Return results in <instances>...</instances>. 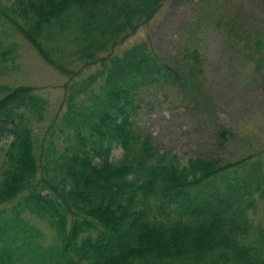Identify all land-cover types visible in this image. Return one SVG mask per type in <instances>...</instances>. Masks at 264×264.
I'll return each mask as SVG.
<instances>
[{"label":"trees","instance_id":"16d2710c","mask_svg":"<svg viewBox=\"0 0 264 264\" xmlns=\"http://www.w3.org/2000/svg\"><path fill=\"white\" fill-rule=\"evenodd\" d=\"M168 1L0 0V75L17 56L10 30L66 78L58 105L34 85L0 83V264H264V146L184 157L139 117L146 96L169 90L212 111L214 30L261 70L264 0L259 19L195 0L177 48L121 47ZM232 132H217L220 151Z\"/></svg>","mask_w":264,"mask_h":264},{"label":"rangeland","instance_id":"374dc122","mask_svg":"<svg viewBox=\"0 0 264 264\" xmlns=\"http://www.w3.org/2000/svg\"><path fill=\"white\" fill-rule=\"evenodd\" d=\"M218 5V0H210ZM256 0H229L226 8L230 13L256 16ZM195 0H169L163 8L123 45V48L140 41H150L160 53L176 47L175 41L192 15ZM259 19V16H256ZM264 27V25H261ZM3 28L0 27V29ZM7 44L16 43L14 67L0 75V83L31 84L48 94L50 101L58 105L62 98V85L66 78L46 62L28 42L7 30ZM203 41L205 36H201ZM209 40L205 66L207 99L211 112L203 111L204 105L194 107L181 104L172 90L160 93L161 97L146 96L141 103L142 123L148 128L157 144L174 153L188 157L200 151L219 154L227 160H235L264 146V63L261 70L242 57L233 56V48L224 42V36L214 30ZM179 49V48H178ZM176 53V49H175ZM156 100V101H155ZM207 112V113H206ZM204 114V115H203ZM232 130L230 140L220 151L217 132ZM220 140V139H219ZM120 149H115L118 156ZM222 154V155H221ZM43 231L45 242L52 241L53 231L46 221L29 216Z\"/></svg>","mask_w":264,"mask_h":264}]
</instances>
